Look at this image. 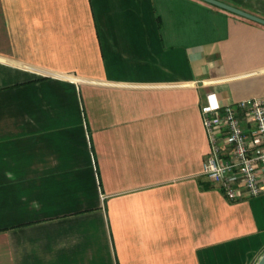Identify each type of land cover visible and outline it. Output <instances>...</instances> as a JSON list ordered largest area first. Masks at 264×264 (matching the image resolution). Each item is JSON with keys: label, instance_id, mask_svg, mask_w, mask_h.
Instances as JSON below:
<instances>
[{"label": "crops", "instance_id": "crops-1", "mask_svg": "<svg viewBox=\"0 0 264 264\" xmlns=\"http://www.w3.org/2000/svg\"><path fill=\"white\" fill-rule=\"evenodd\" d=\"M209 93L264 99L263 25L201 0H0V264H258L264 194L202 175Z\"/></svg>", "mask_w": 264, "mask_h": 264}, {"label": "built area", "instance_id": "built-area-1", "mask_svg": "<svg viewBox=\"0 0 264 264\" xmlns=\"http://www.w3.org/2000/svg\"><path fill=\"white\" fill-rule=\"evenodd\" d=\"M208 152L202 175L229 201L264 194V99L225 105L215 93L201 106Z\"/></svg>", "mask_w": 264, "mask_h": 264}, {"label": "water", "instance_id": "water-1", "mask_svg": "<svg viewBox=\"0 0 264 264\" xmlns=\"http://www.w3.org/2000/svg\"><path fill=\"white\" fill-rule=\"evenodd\" d=\"M201 1L206 2V3H208L210 5H213V6L217 7V8H220L222 10H225L227 12H230L232 14H235L237 16L243 17L245 19L251 20L253 22H256V23L261 24V25L264 26V19H262L260 17H257V16H254L252 14H249V13L243 11V10L235 8V7H233L231 5H228L226 3H223V2H221L219 0H201ZM258 264H264V255L262 256V258L260 259Z\"/></svg>", "mask_w": 264, "mask_h": 264}]
</instances>
